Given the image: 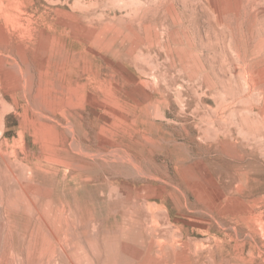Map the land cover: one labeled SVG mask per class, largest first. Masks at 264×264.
Returning a JSON list of instances; mask_svg holds the SVG:
<instances>
[{"label":"rangeland","instance_id":"rangeland-1","mask_svg":"<svg viewBox=\"0 0 264 264\" xmlns=\"http://www.w3.org/2000/svg\"><path fill=\"white\" fill-rule=\"evenodd\" d=\"M40 234L264 264V0H0V264Z\"/></svg>","mask_w":264,"mask_h":264},{"label":"bare ground","instance_id":"bare-ground-1","mask_svg":"<svg viewBox=\"0 0 264 264\" xmlns=\"http://www.w3.org/2000/svg\"><path fill=\"white\" fill-rule=\"evenodd\" d=\"M32 212L40 214L41 210H40L39 207H36V205H35L34 208L32 209ZM42 213H43V211H42ZM64 235L66 236L67 239L68 238L69 239L72 238L74 236L73 230L71 228H66L64 230ZM38 237L40 238V240H42V244L40 242V243H37L36 245H34V247L31 248L32 249V254H35L36 255V254H38L40 252H46L49 255H48L47 258H36L33 261H29L28 264H58L57 262L60 260V256H61L60 253H59V247L62 248L64 246H62L61 244H59V242L58 243L57 242H54L51 238H49L46 235H41L40 234V235H38ZM70 243H71L70 241H69V243H65L64 244L65 247L71 246V248H72L73 251H78L79 248L75 247L74 245L73 246L70 245ZM163 243H164V241H163ZM151 255H152V253H151ZM153 256H155V255H153ZM23 257H24V254L22 252L21 253L18 252L16 254V258H17L16 260H19L20 263H22V260L21 259ZM180 260L181 259L177 260L176 263L177 264H182L180 262ZM25 262H27V260ZM23 264H24V262H23ZM61 264H72V261H70L68 259H65L64 257H61ZM145 264H164V263L163 262L162 263H157L155 261L148 260V261L145 262Z\"/></svg>","mask_w":264,"mask_h":264}]
</instances>
